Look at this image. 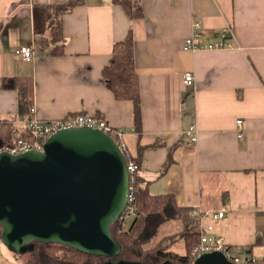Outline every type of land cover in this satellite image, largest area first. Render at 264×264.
<instances>
[{"label":"crops","instance_id":"obj_1","mask_svg":"<svg viewBox=\"0 0 264 264\" xmlns=\"http://www.w3.org/2000/svg\"><path fill=\"white\" fill-rule=\"evenodd\" d=\"M69 1L0 0V139L15 136L29 116L84 114L123 128L140 189L173 194L200 214L198 230L210 225L234 252L264 255V0H132L142 12L134 20L113 0H75L60 14L63 53L53 54V10ZM194 22L202 45L228 25L229 46L184 50ZM129 29L138 126L132 102L116 100L102 81L113 43ZM20 46L31 47L32 60L14 55ZM9 78L31 80L34 113H20L17 91L3 88ZM191 127L193 142L185 137ZM217 212L223 216L214 219ZM0 264L24 261L0 242Z\"/></svg>","mask_w":264,"mask_h":264},{"label":"water","instance_id":"obj_2","mask_svg":"<svg viewBox=\"0 0 264 264\" xmlns=\"http://www.w3.org/2000/svg\"><path fill=\"white\" fill-rule=\"evenodd\" d=\"M128 196L126 157L111 137L86 127L60 130L41 151L0 153V242L17 256L38 242L103 256L104 264H143L118 259L121 246L110 233ZM193 264L233 263L213 251Z\"/></svg>","mask_w":264,"mask_h":264},{"label":"trees","instance_id":"obj_3","mask_svg":"<svg viewBox=\"0 0 264 264\" xmlns=\"http://www.w3.org/2000/svg\"><path fill=\"white\" fill-rule=\"evenodd\" d=\"M113 2L121 5L130 19L142 17L141 10L132 0H113ZM74 5L75 0H70L68 4L57 5L53 10L49 30L52 41L58 43L52 48L53 54L61 55L63 53L60 14L68 12ZM133 53V32L132 29H129L123 40L113 43L109 62L102 69V81L116 100L132 102L135 126H138L141 122V104ZM3 88L16 90L20 113L25 115L30 113L32 105V82L30 79H4ZM30 118L31 116L28 119ZM127 158L129 159V156ZM133 162L136 167L132 203L133 220L127 225L124 215H122L110 227L111 235L121 246V254L118 259L138 261L143 264H160L165 261H170L172 264H193L195 257L192 250L200 241L198 230L200 214L195 213L193 208L179 205L171 193L153 195L148 190L140 189L137 177L139 162L135 160ZM170 221L180 222L183 230L155 241L160 227ZM178 239L183 241L184 254L168 249V244L175 243ZM230 248L232 249L231 246ZM232 251L234 250L232 249ZM235 254L240 256L238 252ZM18 257L26 259L24 264H104L106 261L103 256L84 254L63 245L38 242L33 243L32 252L22 256L18 255ZM250 264H264V255Z\"/></svg>","mask_w":264,"mask_h":264},{"label":"built area","instance_id":"obj_4","mask_svg":"<svg viewBox=\"0 0 264 264\" xmlns=\"http://www.w3.org/2000/svg\"><path fill=\"white\" fill-rule=\"evenodd\" d=\"M228 34H232L230 27L227 25L226 28L222 29L219 33V37L216 41L202 45L198 42L201 38V28L198 22H194L192 35L187 37L183 44L184 50H197V49H218L226 48L229 46L226 37ZM14 55L20 57L24 61H30L33 59L34 53L29 46H20ZM183 83L185 86L189 87L193 84V77L190 73L183 75ZM31 113H34V109H30ZM3 119L0 118V125ZM238 128V136H241L240 127L242 124L241 120L236 121ZM92 128L111 137L119 146V148L125 154V145L122 142V138L127 130L123 128H116L107 124L103 120L96 119L95 117L84 115V114H73L67 115L61 119H55L50 121H39L35 116H31L26 122L23 128L15 129V136L0 139V153H9L11 155H18L24 152L37 150L41 151L43 145L48 137L52 134L68 128ZM185 137L187 140L193 142L196 138V130L194 128H189L185 132ZM126 168L129 174V196L127 200V206L123 215L132 214V203L134 200V183L135 177L134 173L136 170L135 164L132 160L128 159L126 154ZM223 216L222 212L213 213L212 217L214 219L221 218ZM200 241L193 248L192 254L194 257H198L202 254L220 251L225 257L230 260L233 264H250L254 263L256 260L251 257H241L237 256L234 251L230 248L228 244L225 243L222 237L215 236L212 234V227L208 225L204 230L199 228Z\"/></svg>","mask_w":264,"mask_h":264},{"label":"rangeland","instance_id":"obj_5","mask_svg":"<svg viewBox=\"0 0 264 264\" xmlns=\"http://www.w3.org/2000/svg\"><path fill=\"white\" fill-rule=\"evenodd\" d=\"M3 123V122H2ZM1 123V124H2ZM133 220V215L132 214H127L124 215V221L127 225H129ZM182 224L178 221H170L164 225H162L158 231V236L156 237V239H154L155 241L160 240L162 237L165 236H169V235H173L176 233H179L180 231H182ZM2 245V244H1ZM4 247V246H3ZM168 249L169 250H173L176 251L179 254H184V245H183V241L178 239L175 243H169L168 244ZM245 253V252H244ZM243 253V254H244ZM263 252H260L259 249H255L254 252L252 253L251 256H253V259L255 260H259L260 258L263 257ZM246 255V254H244ZM241 257H244L242 255H240ZM23 261H26L25 258H22Z\"/></svg>","mask_w":264,"mask_h":264},{"label":"bare ground","instance_id":"obj_6","mask_svg":"<svg viewBox=\"0 0 264 264\" xmlns=\"http://www.w3.org/2000/svg\"><path fill=\"white\" fill-rule=\"evenodd\" d=\"M121 254V253H120Z\"/></svg>","mask_w":264,"mask_h":264}]
</instances>
